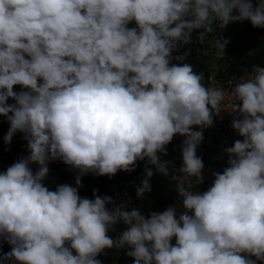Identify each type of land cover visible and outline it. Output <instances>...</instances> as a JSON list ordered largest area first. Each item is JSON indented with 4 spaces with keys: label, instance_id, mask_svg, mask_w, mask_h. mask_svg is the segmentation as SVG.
<instances>
[{
    "label": "clouds",
    "instance_id": "1",
    "mask_svg": "<svg viewBox=\"0 0 264 264\" xmlns=\"http://www.w3.org/2000/svg\"><path fill=\"white\" fill-rule=\"evenodd\" d=\"M245 20L264 28V0H0L3 141L19 132L27 150L0 171V240L11 246L0 264H102L113 248L132 264H264V64L205 84L188 50L174 55L199 30L223 56V29ZM220 113L242 139L221 149L227 166L201 192L203 129ZM175 135L179 208L145 213ZM53 160L76 170L75 186L44 184ZM138 161L142 211L79 194L83 175L111 178Z\"/></svg>",
    "mask_w": 264,
    "mask_h": 264
},
{
    "label": "crops",
    "instance_id": "2",
    "mask_svg": "<svg viewBox=\"0 0 264 264\" xmlns=\"http://www.w3.org/2000/svg\"><path fill=\"white\" fill-rule=\"evenodd\" d=\"M253 35L249 36L250 38L242 39V42L237 44L240 46L241 51L232 50L231 43L230 45L228 43L225 48V55L217 56V50L212 44V38L209 37L204 42H201L199 39V30H195L192 33L190 43L180 47V52L174 53V55L182 54L185 50H188V55L185 57L184 62L192 64L194 71L197 73H204L205 84H207V79L210 75L219 76L220 78L227 77L234 72L239 75H245L251 71L253 65L264 64V30L259 31L257 35L255 33ZM15 86L17 88L16 91L21 90V86ZM13 102L11 99L10 103ZM8 128L9 123L0 115L1 171H4L13 163L12 158H15L16 154L27 155L26 141L22 139L21 133L18 132L14 135L10 145H5L4 141L2 142ZM182 140V136L175 135L173 140L167 145V155L161 157L163 160L169 161L168 167L170 171L167 175L153 168L154 175L150 178L152 190L151 192L145 193V198L140 200L145 206V213L150 211H163L169 204L179 208L178 194L175 186L176 182L172 179V176L174 175L173 169L177 165L176 163L181 154L180 144ZM220 146L221 140L217 133L215 122H213L210 127L203 129V140L199 148V154L202 156L204 162L205 178L196 188L201 192L207 190L214 179L212 172L214 170L223 171L224 167L227 166V154L221 150ZM147 166L153 167L152 165ZM37 167L38 165L35 163L32 164L34 171ZM48 167L49 173L44 180V184L50 190H55L56 186L61 183H68L75 186L76 170L71 169L69 165L60 160H53L49 162ZM125 173L127 171L123 172L124 176ZM100 187H98L99 190ZM135 191L136 186L134 188ZM121 227L122 225H116L115 232H109V235H116ZM172 242L175 243V238H173ZM98 258L102 261V264H111L114 261L123 258L130 259L132 257L126 255L123 249L113 248L106 249Z\"/></svg>",
    "mask_w": 264,
    "mask_h": 264
},
{
    "label": "trees",
    "instance_id": "3",
    "mask_svg": "<svg viewBox=\"0 0 264 264\" xmlns=\"http://www.w3.org/2000/svg\"><path fill=\"white\" fill-rule=\"evenodd\" d=\"M264 30V28L259 27H253L252 24L245 20L242 22H234L224 28L223 35L228 38V43L230 45L232 50L234 51H241L239 44L242 42V39L248 38L249 36L253 35L254 33L257 35L259 34V31ZM249 33V34H248ZM247 34V35H246ZM255 36V35H253ZM250 38V37H249ZM237 40V41H235ZM253 41V40H252ZM3 142V140H2ZM21 155L23 154H16L15 158H12V161H16ZM181 156V154H180ZM180 162V157L176 164ZM145 168V161H138L136 168L131 171L125 173V176L123 175L124 171H118L115 175H113L111 178L107 175H94V174H85L81 177V187L79 188V194L83 197H89L91 198L93 196V190L96 189L97 195H110V192L108 191L110 186L119 183L123 181L124 179L131 178L135 176L137 173L143 171ZM1 171V170H0ZM98 179V180H97ZM101 187H100V186ZM100 187V190L98 189ZM107 190V191H106ZM143 211L145 212V206L143 205ZM3 241L0 240V256L3 255L5 252V249L2 247ZM127 258L120 259V261H124ZM133 260V258H130Z\"/></svg>",
    "mask_w": 264,
    "mask_h": 264
},
{
    "label": "built area",
    "instance_id": "4",
    "mask_svg": "<svg viewBox=\"0 0 264 264\" xmlns=\"http://www.w3.org/2000/svg\"><path fill=\"white\" fill-rule=\"evenodd\" d=\"M129 27L134 26V22H130ZM237 74H233L227 79L224 83L218 84L227 87V81L232 80L235 83L234 77H237ZM215 80L211 77L209 79V84L214 82ZM215 126L219 137L221 139V149L223 150L225 147H230L236 139H242L235 130L231 127V119L232 117L227 113H220L215 118ZM181 163V162H180ZM180 163L175 167V174L176 169L179 167ZM144 178L143 172L138 173L134 177L130 179H125L119 183H116L110 187V195L113 197V200L116 204L126 203L128 209L131 210L132 208H140L142 211L141 204L139 199L136 198L134 193V187ZM5 249L6 252L10 251L11 246L5 242ZM6 264H12L11 261L6 262ZM111 264H132V260L128 259L124 262L114 261Z\"/></svg>",
    "mask_w": 264,
    "mask_h": 264
},
{
    "label": "rangeland",
    "instance_id": "5",
    "mask_svg": "<svg viewBox=\"0 0 264 264\" xmlns=\"http://www.w3.org/2000/svg\"><path fill=\"white\" fill-rule=\"evenodd\" d=\"M240 23V22H239Z\"/></svg>",
    "mask_w": 264,
    "mask_h": 264
}]
</instances>
